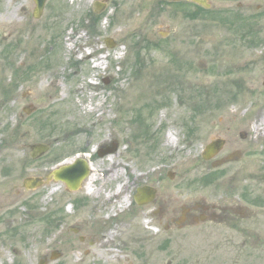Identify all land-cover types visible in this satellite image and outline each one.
<instances>
[{
    "label": "rangeland",
    "instance_id": "374dc122",
    "mask_svg": "<svg viewBox=\"0 0 264 264\" xmlns=\"http://www.w3.org/2000/svg\"><path fill=\"white\" fill-rule=\"evenodd\" d=\"M94 1L103 4L99 12L93 11ZM206 2L208 7L191 0H46L36 18L31 14L34 0H0V264H38L53 238L46 240L43 231L45 187L27 190L22 185L27 176H43L47 158L53 163L77 155L87 162L91 158L101 178L107 167L123 166L119 177L103 184L101 192L107 193L130 172L134 176L154 167L160 153L165 161L166 151L177 155L180 169L184 159L197 162L207 140L206 121L230 119L247 107L243 119H264V112L253 114L264 111V0ZM222 10L236 12L224 15ZM240 26L248 31L249 43L239 37ZM81 32L84 37L76 41ZM83 44L93 52L84 54ZM69 45L83 56L75 59ZM104 53V66L93 67ZM149 68H155L149 76L159 78L154 96L125 104L121 92L131 81H141ZM52 70L57 71L53 80L47 77ZM99 102L110 109L108 118L87 112ZM188 121L191 128H182ZM167 131L179 141L166 144ZM146 134L149 151L138 162L128 141ZM37 143L46 144L47 151L33 157L30 148ZM94 185L99 187L100 180ZM49 188L47 209L51 201L56 204V196L72 195L60 187L54 196ZM71 202L72 213L67 201L58 212L60 223L66 217L69 228L78 227L84 217L79 202ZM55 212H47V224ZM120 220L116 211L107 222L120 231ZM67 236V244L53 241L61 255L47 264H66L74 243L84 257L75 264H168L174 257L124 255L120 247L127 248L116 240L110 248L116 255L106 256L93 249L91 240L80 242L70 230Z\"/></svg>",
    "mask_w": 264,
    "mask_h": 264
},
{
    "label": "flooded vegetation",
    "instance_id": "af4514ba",
    "mask_svg": "<svg viewBox=\"0 0 264 264\" xmlns=\"http://www.w3.org/2000/svg\"><path fill=\"white\" fill-rule=\"evenodd\" d=\"M95 2L98 1L93 2V7ZM222 12L227 15L228 12L236 11ZM239 22L242 25L247 23L246 20L244 23ZM239 29V37L249 43L248 31L243 26ZM252 39L253 45L256 42ZM248 110V107L244 108L241 114L232 115L230 119L206 121L209 127L206 129L207 140L203 149L217 141L220 147L214 153L210 147L204 158L201 152V159L196 158L197 162L188 164V159H184L186 161L180 169L178 156L166 151V161L160 153L154 160H157L154 167V164H150L149 169L134 176L130 172L128 180L116 185L111 193L117 186H122V191L116 197L120 201L121 195L126 193L127 201L123 205L113 204L110 211L105 210L103 215H113L118 211L122 219L118 223L123 227L120 231L113 229L107 222L111 216L105 219L94 212L89 214L101 218L87 221L82 220L83 217L81 222L78 221V227L69 228L64 222L66 217L62 219L63 224L60 223L58 212L62 203L58 195L56 204L53 205L51 201L47 209V184H58L64 192L76 195L74 203L79 202L77 209L81 208L86 199L78 198L77 195L84 192L93 165L91 158L89 162L82 158L87 165V173L80 177L75 188H69L63 179H57L53 174L58 166L55 164L61 159L55 158L56 163H53L51 158H47L42 168L44 174L40 176L43 178L46 197L43 231L46 240L51 236L56 239L50 240L40 260L47 264L58 259L60 247H55L53 241L60 238L62 245L67 244V232L70 230L80 242L91 240L93 249L106 256L116 255L112 254L116 249H110L116 240L122 243L123 248H127L123 250L120 247L124 255H173L168 264H264V119L256 120V115L252 119H243L242 114L245 115ZM263 112L257 110L253 114ZM190 123L188 121L181 127L191 128ZM175 139L179 141L173 135V143ZM51 155L47 153V157ZM106 174L103 177H107ZM113 179L100 180V186ZM33 205L32 209L35 210L36 206ZM69 205L73 208V202ZM50 211H56L57 215L52 223L50 221L47 224V212ZM139 215L140 218L137 217ZM78 230L84 231L86 236H78ZM49 245L54 247L48 249Z\"/></svg>",
    "mask_w": 264,
    "mask_h": 264
},
{
    "label": "bare ground",
    "instance_id": "6f19581e",
    "mask_svg": "<svg viewBox=\"0 0 264 264\" xmlns=\"http://www.w3.org/2000/svg\"><path fill=\"white\" fill-rule=\"evenodd\" d=\"M83 37H84L83 32L76 34V36H75L76 41H78V39L81 41ZM81 46H82V50H83L84 54H91L90 52H93V50L89 51V49H88L89 46H86L84 44ZM69 48H71V45H69ZM70 50H73V52H75V49L71 48ZM75 53H76L74 55L75 59L80 57V55L83 56L82 53L81 54H79L78 52H75ZM106 57H107V55L105 53L100 55L99 60L97 62H95L94 64H92L93 67H95V66L96 67H103L104 63H105L104 59ZM154 70H155V68H149L147 70V72L146 71L143 72L141 81H139V80L138 81H131L130 83H128L125 86L123 92H121L123 95L125 94V102H124L125 104L130 103L132 105V104L137 103V102L142 103V101H144L147 97H148V99H152L151 97L154 96V92H155V84H156L155 80L158 81V79H159V78L156 79L157 77L154 79V78L149 76L150 74L152 75L154 73V72H152ZM55 74H57L56 70L49 71L47 77H52V80H53L55 77ZM91 83H93V82H91ZM88 85L91 86L92 84L89 83ZM102 105H103L102 102L96 103V106H90L87 109V112H89V113L95 112L94 115L99 116V119L108 118L110 116V114H109L110 109H107L105 111L102 108ZM137 105H139V104H137ZM148 138H149V136H147V134H146V135H143L141 137L140 136L136 137V139L133 138L132 141H128V144L132 145L134 148H136L135 150H137V155H138V159H139L138 162H141V157H145V155H146L145 153H148V151H149V143L146 142L148 140ZM165 138H166V144L173 141V132L167 131ZM79 156L80 155H77L74 158H67V159L63 160L61 165L69 164L73 161V159H75L76 157H79ZM106 156H107L106 159H108L110 161V155L109 156L106 155ZM118 165H119V163H118ZM114 166L115 167L113 169L111 168V166L107 167L108 169L106 168V170H107L106 176L107 177L101 178L100 179L101 182L109 180L110 177H114V178L119 177V175H120L119 171L120 170L123 171L124 167L121 165L117 166V163ZM95 176L96 175L94 174V168L92 167V172L90 174V177L87 179V181L85 183L84 192L82 194L77 195L78 198L79 197L80 198L84 197L85 199H87V197L89 198V202H87L88 200H84V203L86 201L85 205L83 203L81 208H78L79 212L85 217V219L89 218L90 212H94V213L96 212L98 214L103 215V212L105 210L110 211L113 204L120 203L123 205L127 201V196H126L127 194L126 193H123L121 195L122 199L120 201H118V199L116 197V196H119L120 191H122V186H117V188L115 189V191L113 193H111V192L102 193L101 192V188H102L101 186L96 188L93 185L94 180L97 179V177H95ZM48 187H50L49 188L50 189L49 194L58 195V193H56L59 191L58 189L60 188L58 186V184H51ZM75 197H76V195H71L70 197L68 196V197L64 198V200L63 199H60V200H61V203H64V201L71 203V200ZM70 208H72L71 205L68 206L67 212L72 213L73 211ZM110 216L111 215H109V214L103 215L102 218L109 219ZM99 218H101V217H99ZM15 232H17L16 227H15ZM54 239H56V238L53 237L52 240H54ZM49 241L50 240L47 241V245H48ZM78 248H79V245L74 243L73 249L70 250V257L68 258V262L66 264H75V263L79 262L80 260L84 259V257L79 256V254L77 253L76 250Z\"/></svg>",
    "mask_w": 264,
    "mask_h": 264
},
{
    "label": "water",
    "instance_id": "95a60500",
    "mask_svg": "<svg viewBox=\"0 0 264 264\" xmlns=\"http://www.w3.org/2000/svg\"><path fill=\"white\" fill-rule=\"evenodd\" d=\"M194 1L198 4H200L201 6L204 7H208L209 4L206 2V0H191ZM35 2V7L33 9V16L34 17H39L40 13H42L43 11V6H44V2L45 0H34ZM103 8V4H100L98 2L94 3V11L99 12V10H101ZM106 45L109 47L113 46V41L110 38H106L105 41ZM26 113H29V109L28 108H24L23 109ZM212 147V152L214 153V151H216V149H218V147H220V143L215 141L212 142V144L208 147H205L204 150H202V157L204 158L206 153L208 152L207 150ZM32 150V156L33 157H37L38 155H41L42 153L47 151V146L46 144L43 143H37L34 144L33 146H31L30 148ZM85 173H87V165L85 163V161L81 160L78 158V160H76L74 162V164L72 165H68L66 167H62L61 169L55 170L53 172V174L55 175V177L57 179H63L66 184L68 185L69 188H75L77 185V182L79 181V179H81L80 177H82L83 175H85ZM43 183L42 178L41 177H26L23 180V186L28 190V189H35L39 186H41ZM39 264H44L43 261L38 262Z\"/></svg>",
    "mask_w": 264,
    "mask_h": 264
}]
</instances>
